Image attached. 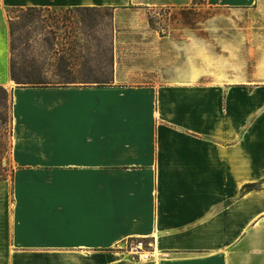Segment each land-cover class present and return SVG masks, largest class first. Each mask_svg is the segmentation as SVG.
<instances>
[{
	"label": "crops",
	"instance_id": "0c3cea01",
	"mask_svg": "<svg viewBox=\"0 0 264 264\" xmlns=\"http://www.w3.org/2000/svg\"><path fill=\"white\" fill-rule=\"evenodd\" d=\"M193 2L0 0L13 164L0 179V264H264V81L206 82L197 66L130 72L117 49L110 84L10 77L8 8L110 7L122 43L129 12ZM137 239L146 261L128 250Z\"/></svg>",
	"mask_w": 264,
	"mask_h": 264
},
{
	"label": "rangeland",
	"instance_id": "374dc122",
	"mask_svg": "<svg viewBox=\"0 0 264 264\" xmlns=\"http://www.w3.org/2000/svg\"><path fill=\"white\" fill-rule=\"evenodd\" d=\"M35 16L32 23L16 24L20 28L14 34V53L18 58L34 57L49 71L53 70L50 62L59 54L73 55L77 50L94 56L107 49L114 70L117 49V59L130 72H148L151 66L166 65L180 76L179 71L185 68L196 74L197 66L206 82L264 81V0L246 8L213 7L204 0H194L185 7L129 12L119 30L122 43L116 41L109 8L97 12L44 8ZM91 16L96 20L88 21ZM82 18L85 23L79 21ZM201 48L204 55L198 56ZM158 52L167 55L159 57ZM10 149V92L0 88V176L6 178L13 172ZM132 242H128L129 251Z\"/></svg>",
	"mask_w": 264,
	"mask_h": 264
},
{
	"label": "trees",
	"instance_id": "16d2710c",
	"mask_svg": "<svg viewBox=\"0 0 264 264\" xmlns=\"http://www.w3.org/2000/svg\"><path fill=\"white\" fill-rule=\"evenodd\" d=\"M100 8L110 7H73L67 10H88L97 12ZM44 9L43 7H12L7 9L10 30V77L20 86H49V85H71L83 82L86 84L106 85L110 84L113 79V57L108 55L110 49L103 53H96L94 56L83 54L75 50L73 55L65 53L55 56L50 62V67L53 68L52 73L46 70L44 66L38 64L37 60L32 57L26 59L23 56L17 57L14 53L15 38L14 34L20 28L16 24L18 22L32 23L36 19L35 13ZM95 21L96 18L91 16L89 20ZM85 23V18L79 20ZM77 49V46H76ZM77 51V52H76ZM53 57V56H52ZM1 90L5 88L1 87ZM0 179L6 177L0 176ZM256 183H246L243 186L244 190L255 188Z\"/></svg>",
	"mask_w": 264,
	"mask_h": 264
},
{
	"label": "built area",
	"instance_id": "2783aa9c",
	"mask_svg": "<svg viewBox=\"0 0 264 264\" xmlns=\"http://www.w3.org/2000/svg\"><path fill=\"white\" fill-rule=\"evenodd\" d=\"M130 252L135 256L136 260H148L150 257L149 251L145 249V244L142 239H137L130 245Z\"/></svg>",
	"mask_w": 264,
	"mask_h": 264
}]
</instances>
